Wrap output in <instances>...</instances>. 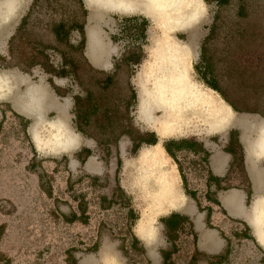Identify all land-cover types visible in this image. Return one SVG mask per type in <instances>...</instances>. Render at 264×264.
Wrapping results in <instances>:
<instances>
[{"label":"rangeland","instance_id":"obj_1","mask_svg":"<svg viewBox=\"0 0 264 264\" xmlns=\"http://www.w3.org/2000/svg\"><path fill=\"white\" fill-rule=\"evenodd\" d=\"M6 1L0 0V5ZM11 1L14 6L0 23V74L18 71L23 75L17 73L19 82L0 98V264H264L263 251L252 240L234 243L228 262H215L197 250V235L189 224L185 223L182 231L166 233L156 216L152 223L159 235L156 243L145 249L140 239L143 236H134L137 219L150 214L147 190L156 182L153 177L140 178L138 156L142 148L132 152L131 138L158 136L151 121L138 118V73L149 60L153 41L162 28L141 15H117L116 24L104 28L113 49L117 48L108 72H117L103 89L99 82L105 77L95 72L99 70L84 56V35L75 28L86 23L89 13L83 0L82 5L79 0H20L27 7L22 18L14 16L18 0ZM207 1L202 0V16L195 26L171 34L188 41L197 32V49L191 57V74L197 83L204 87L215 84L227 100L257 111L236 114L264 118V0ZM240 9L242 15L238 14ZM97 12L91 16L102 22ZM60 24L64 28L57 34ZM24 75L32 82L23 83ZM40 80H45L60 99H69L70 126L83 139L79 151H39L29 135L34 117L27 119L13 109L14 98L9 97H21L28 86H39ZM88 93L91 97L86 99ZM74 97L84 99L80 107L86 119L81 123L83 132L73 113ZM48 106L44 119L52 121L56 115L46 109ZM152 114L161 115L157 110ZM45 124L38 131L42 139L50 135L51 128ZM259 126L252 143L258 138ZM190 130L179 137L219 142V135L202 125ZM124 131L131 138L121 135ZM166 137L160 143L168 140ZM89 156L103 165L101 174L83 169ZM71 160L78 163L74 169L69 165ZM176 161L186 183L184 189L198 195L200 191L191 179L201 175V155L178 157ZM218 226L222 236H231L229 228ZM105 247H111L113 254L100 258Z\"/></svg>","mask_w":264,"mask_h":264},{"label":"crops","instance_id":"obj_2","mask_svg":"<svg viewBox=\"0 0 264 264\" xmlns=\"http://www.w3.org/2000/svg\"><path fill=\"white\" fill-rule=\"evenodd\" d=\"M83 2L85 3L84 0ZM17 4L18 7L14 16L18 14L19 18H22L27 7L23 2H20V0L17 1ZM86 9L89 13L83 27L85 40L84 56L95 69L108 72L113 66V56H115L117 48L115 47V49H113L114 47L112 46L111 40L106 35L104 28H109L114 23L116 24L115 18H117V15L129 17L141 15L146 21L150 19L138 12L116 14L113 11L108 12L105 11L106 9L101 8L100 10H97L98 15L103 19V21L100 22L97 18L91 16L92 11L87 5ZM105 21L108 22L107 26H105ZM198 21L199 19L194 22V26ZM150 22L152 21L150 20ZM10 23H12V20ZM10 23H8V26ZM95 24L99 40L98 50L96 52H103V55L99 58V62L96 64L91 61V58L88 55V52H92L89 48V32L91 27H95ZM196 33L197 32L194 33V37L190 38L194 43L195 50L197 49ZM11 72L15 74L16 78L21 79L18 76V74H21L20 72ZM22 75L23 74H21V76ZM24 76L26 79L22 78L23 83H26L27 81L32 82L28 76ZM53 76L56 77L57 75L53 74ZM38 82L39 86L45 88L49 93L51 104L46 109L55 113L56 120L60 122L62 128L67 132V143L59 148L49 149L42 144L44 142H36L30 130L31 128H29V135L36 149L39 151L48 150L60 153L79 151L83 139L80 135L75 133L70 126L69 110L71 108V103L69 99H60L55 92L50 90L49 85L45 80H40ZM207 88L214 92L223 104L229 106L224 99L219 97L217 91L209 86ZM13 109L27 119L33 118L29 114L21 113L15 108ZM230 109L233 111L231 107ZM233 112L235 113V116H233L231 120L232 123L230 127L223 131L213 132L220 137L218 143L211 142L210 139L206 138H191V136L179 137V135H173L169 138L166 137L168 140H164L160 143V146L163 148L164 156L168 159L167 166L173 168L177 176V186L182 198L178 199L177 204L172 206L166 205L162 208H156V210H153V212H156H154V217H160L161 226L166 233L168 225L177 220L179 221V229L176 232L182 231L185 227V223L187 225L189 224L193 233L197 235V250L213 257L212 260L215 262L219 259L224 261L227 260L228 262V260H230L228 257L232 255L230 253L234 252L232 249L234 243L238 245L252 240L262 249V261L264 263V151L251 145L252 139L256 134L255 128L259 124L264 125V118L248 116L251 121L248 124H245L243 121L236 119V117L246 115V113L238 115L236 114L238 112ZM2 120L3 114L0 112V124ZM43 125L44 124H39L38 131ZM222 132L225 133L221 134ZM157 138V143L161 142L162 139L158 136ZM170 141L181 144L180 150L171 148V152L174 154L173 157L167 153L163 146L165 142ZM151 146L153 145H142L140 148H142L141 151H144ZM200 155L204 160L201 170L199 169L201 175L199 177H192L191 179V183L198 187L195 189L200 191L197 195L195 192L189 193L184 189L183 184L186 183L182 179L181 170L176 160L178 157L195 158L196 156L200 157ZM77 164L76 160H71V162H69L71 169L76 168ZM83 166V169L86 172L96 175L101 174L104 170L103 165L95 161L94 157L90 156L85 159ZM217 225H219L218 227L220 228L225 226L229 228L231 236L228 238L222 236L221 229L217 228ZM136 227L137 223L135 224V230H133V232L135 238L138 239L137 237L140 236L137 234ZM153 229L156 230L154 226ZM140 239L142 241L144 240V247L145 249H148L149 246H152L159 240V235L156 240L150 238L143 239L141 237ZM107 250L111 251L113 254L111 247H105L100 251V258H107L102 255L103 253L105 254V251ZM150 257L152 260L155 259L153 252Z\"/></svg>","mask_w":264,"mask_h":264},{"label":"bare ground","instance_id":"obj_3","mask_svg":"<svg viewBox=\"0 0 264 264\" xmlns=\"http://www.w3.org/2000/svg\"><path fill=\"white\" fill-rule=\"evenodd\" d=\"M93 14L97 10H111L117 14L134 12L150 18L162 34L154 39L149 60L138 73V118L151 121L159 138L190 132L193 127L204 126L209 132H219L232 123L234 112L223 104L217 95L192 77L191 57L195 52L192 39L181 41L172 36L173 30H180L194 24L202 16L201 0H84ZM13 1L0 5V23L11 11ZM96 16V15H93ZM96 18V17H95ZM98 19V18H97ZM97 21V20H95ZM97 24V23H96ZM91 27L88 52L95 64L103 52L98 50V33ZM19 79L12 73L0 74V98L10 94ZM149 82H152L148 85ZM30 85V84H29ZM9 97L13 107L21 113L34 117L31 132L37 143L46 144L50 148H59L67 143V132L56 119L46 121L43 111L50 105L48 91L40 86H28L21 97ZM160 116H153V111ZM51 128L50 135L42 139L38 133L39 124ZM258 138L251 144L264 151V126L258 127ZM160 142L141 151L138 162L141 168L140 178L153 177L155 185L147 190L150 196L149 213L139 218L137 234L143 238L157 239L158 232L153 229L155 213L153 210L163 206L177 204L182 195L177 186V176L173 168L167 166L168 159L164 156ZM143 175V176H142ZM152 212V213H151ZM105 257L112 255L107 250Z\"/></svg>","mask_w":264,"mask_h":264},{"label":"trees","instance_id":"obj_4","mask_svg":"<svg viewBox=\"0 0 264 264\" xmlns=\"http://www.w3.org/2000/svg\"><path fill=\"white\" fill-rule=\"evenodd\" d=\"M36 0H33V3H35ZM80 5H82L81 0H79ZM205 2H208L207 0H205ZM228 0H217V3H227ZM239 15H242L243 12L240 9L238 12ZM24 20L21 22V24H23ZM21 27V26H20ZM18 27V29L20 28ZM83 27H84V22H82V24H80L79 26H76L75 28H77L79 30V32L83 33ZM64 28L63 24H60L58 26V28H56V33L58 34V32H60L62 29ZM17 29V30H18ZM202 58H204V52L201 53ZM98 74L103 75L105 78L104 80L100 81L99 84L101 86V88L106 89L112 82L114 74L117 72L116 70H113L112 72H104V71H96ZM74 73V72H73ZM76 73H74L75 75ZM60 76L65 75L64 73L59 74ZM77 78V75H76ZM208 86L210 88H212L213 90L217 91L218 93L221 94V96L223 97V99L229 104V106L233 109V111L235 112H248V113H256L257 111L254 109L249 108L246 104L242 103L241 105L236 104L235 102H231L229 100H227L223 95L222 92L220 90V88L218 86H216L215 84H208ZM91 97V94L88 93L86 96V99H89ZM134 98V94H131V100ZM84 102L83 98L80 97H74V104H73V113L75 114L76 117V123L78 124V129L83 132V128H81V123L82 125L86 123V119L81 115L80 113V107L82 105V103ZM130 101L126 102V108L129 106ZM97 105H94V109H97ZM127 134L129 137L130 135L128 134L127 131H124L121 135H125ZM131 138V137H130ZM140 138V137H139ZM132 141V147L134 151H137L142 145H155L158 141V138L154 136V138L152 139H147V138H140V139H133L131 138ZM163 146L165 147V150L167 151V153L170 156H174V154L171 152V148L175 149V150H180L181 148V144H178L177 142L174 141H170V142H165L163 144ZM164 222L166 223V221L164 220ZM167 224V223H166ZM167 233H171V231H177L179 229V221H175L172 224L168 225L167 228ZM137 241V240H136Z\"/></svg>","mask_w":264,"mask_h":264},{"label":"water","instance_id":"obj_5","mask_svg":"<svg viewBox=\"0 0 264 264\" xmlns=\"http://www.w3.org/2000/svg\"><path fill=\"white\" fill-rule=\"evenodd\" d=\"M236 119L243 121L245 124H248L251 121L250 117H248L246 115L238 116V117H236Z\"/></svg>","mask_w":264,"mask_h":264}]
</instances>
